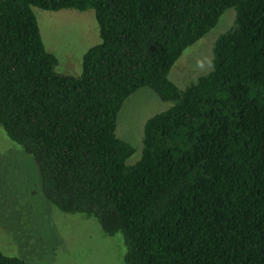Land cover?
Listing matches in <instances>:
<instances>
[{
  "label": "trees",
  "instance_id": "obj_1",
  "mask_svg": "<svg viewBox=\"0 0 264 264\" xmlns=\"http://www.w3.org/2000/svg\"><path fill=\"white\" fill-rule=\"evenodd\" d=\"M31 7L93 10L77 76L53 70ZM230 7L210 69L177 88L171 65ZM139 87L171 104L126 164L116 113ZM0 128L54 208L120 234L124 264H264V0H0Z\"/></svg>",
  "mask_w": 264,
  "mask_h": 264
},
{
  "label": "rangeland",
  "instance_id": "obj_2",
  "mask_svg": "<svg viewBox=\"0 0 264 264\" xmlns=\"http://www.w3.org/2000/svg\"><path fill=\"white\" fill-rule=\"evenodd\" d=\"M31 10L45 50L56 59L53 70L77 76L82 54L98 42L93 10ZM233 18V8H226L212 28L181 52L167 73L177 88L210 69L212 43L232 26ZM170 104L147 87L122 101L114 132L133 148L126 164L140 155L145 119ZM37 171L31 156L0 128V252L26 264H124L120 234L106 235L92 217L54 208L41 194Z\"/></svg>",
  "mask_w": 264,
  "mask_h": 264
}]
</instances>
